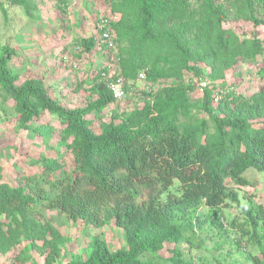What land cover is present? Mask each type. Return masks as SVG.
I'll list each match as a JSON object with an SVG mask.
<instances>
[{
  "label": "trees",
  "instance_id": "1",
  "mask_svg": "<svg viewBox=\"0 0 264 264\" xmlns=\"http://www.w3.org/2000/svg\"><path fill=\"white\" fill-rule=\"evenodd\" d=\"M9 2L28 9V0ZM230 12L237 20L264 26V0H108L105 16H121L115 25L119 74L135 82L141 73L148 83L168 82L155 92H131L142 96V105L114 114L109 122L103 115L110 105L131 98L116 103L107 87L100 89L105 65L92 79L97 99L67 109L51 98L43 80L18 84L20 75L9 67L15 52L0 48V91L14 101L21 128L50 139L53 126L31 123L45 112L56 117L59 144L71 153L73 164L67 171L55 156L44 157L42 174L29 177L27 184L0 183V256L25 243L23 252L37 251L44 264L58 263L65 240L38 220L39 208H45L95 227L114 223L125 234L126 248L112 250L96 238L86 258L72 264H154L152 257L167 244L174 249L165 262L188 264L178 247L195 242L203 204L219 230H224L226 210L243 214L253 230L242 229L244 236L264 253L263 209L252 201L241 204L229 186L250 187L247 172L264 174V65L257 72L260 86L249 95L223 86L227 72L240 61L256 63L264 45L227 27ZM96 36L77 43L79 54L97 50L107 60ZM200 63L210 68L205 75ZM183 70L199 82H187ZM203 82L207 87H200ZM197 88L203 94L193 98ZM91 117L100 119L99 133ZM255 262L264 264L257 257Z\"/></svg>",
  "mask_w": 264,
  "mask_h": 264
},
{
  "label": "rangeland",
  "instance_id": "2",
  "mask_svg": "<svg viewBox=\"0 0 264 264\" xmlns=\"http://www.w3.org/2000/svg\"><path fill=\"white\" fill-rule=\"evenodd\" d=\"M36 1L44 8V13L40 17L44 22L41 25H44L40 26L37 23L36 28L37 31L41 30L45 38L37 37L31 40L29 31L24 32L22 14L15 16L9 12L4 16L3 11L0 10V48L8 46L15 52L14 57L9 61V67L13 73L20 75L18 84L29 78L41 79L51 98L62 106L67 109L83 107L89 100L97 99V95L93 92L97 82L92 79L98 75V69H102L105 58L97 50L79 54L81 50L78 49L77 43L96 35V21L106 14L108 0ZM226 26L232 28L242 39L258 37L264 45V26L255 27L250 22L237 20L232 12L228 14ZM65 54L77 60L80 69H65L60 60ZM164 56L167 60L171 58L169 53ZM262 65H264V53L258 57L256 63L240 61L227 72L223 86L234 87L237 92L245 96L249 95L260 86L257 72ZM197 66L205 70L204 75L210 69L203 63ZM183 74L187 82L191 80L199 82L194 73L183 70ZM203 78L210 83V86L213 85V81L206 79L205 76ZM172 81L174 78L171 79ZM167 83L160 82L157 85L163 86ZM202 94L203 91L197 88L192 97L198 98ZM135 96L136 94H130L131 99L127 102L110 105L103 115V121L109 122L114 114H122L140 107L143 103L142 96ZM91 118L94 131L99 133L100 119ZM46 123L54 128L50 139H44L40 134L36 135L31 127L22 129L14 101L0 91V183L18 186L22 181L27 184L29 177L42 174L40 160L44 157L55 156L65 170H73L71 153L59 144L61 126L56 117L45 112L31 124L32 127H37ZM36 161L40 164L35 165ZM246 177L252 183L250 187L237 189L233 188L232 184L229 186L238 192L241 204L249 205L252 201L263 209L264 215V174L253 170L247 172ZM147 193V191L143 192V199ZM198 213L202 215V220L195 228L193 235L195 242L183 241L178 247L183 253V260L188 264H256V257L264 260L263 251L252 244L253 242L249 243L248 237L242 232L243 229L251 234L252 225H245L247 218L243 214H237L236 209L230 208L223 213L224 230L216 227L214 223L216 217L205 204L199 208ZM235 219H237L236 226H232L231 222ZM38 220L42 224L52 225L65 240L61 245L62 256L57 264H72L76 260L85 259L92 250V242L96 238L105 241L112 250L127 246L124 232L114 223L105 227H95L83 221L75 222L66 214L45 208H39ZM9 222L14 224L12 221ZM25 246V243H22L21 247L15 248L8 255L0 256V264H44V258L37 251L23 252ZM173 249L174 246L167 244L157 257H152L153 263L170 264L165 260L173 256Z\"/></svg>",
  "mask_w": 264,
  "mask_h": 264
},
{
  "label": "built area",
  "instance_id": "3",
  "mask_svg": "<svg viewBox=\"0 0 264 264\" xmlns=\"http://www.w3.org/2000/svg\"><path fill=\"white\" fill-rule=\"evenodd\" d=\"M119 14H113L109 16H100L96 22V37L98 42L103 44L104 54L106 56V71L100 74L99 82L104 87H107L112 93L115 102L120 103L124 101L131 92L140 91L146 89L150 92H155L158 89V85L148 83L145 79L144 73L139 75L138 82L125 80L118 71L119 63L121 61L120 48L117 42V33L115 30L116 23L120 20ZM61 61L70 70L80 69L79 62L71 58L68 54L61 57ZM208 82L200 84L201 88L207 87Z\"/></svg>",
  "mask_w": 264,
  "mask_h": 264
},
{
  "label": "crops",
  "instance_id": "4",
  "mask_svg": "<svg viewBox=\"0 0 264 264\" xmlns=\"http://www.w3.org/2000/svg\"><path fill=\"white\" fill-rule=\"evenodd\" d=\"M28 1H29L28 9L25 10L24 8H22L20 6L13 5L11 2H9V0H0V10L3 11L4 16H6L7 13H9V12H11L10 14H13L15 16L22 14L23 19H24V26H23L24 32L26 33L27 31H29V33H30L29 37L31 38V40H35L37 37L38 38L42 37V39H43V38H45V36H42L41 30L37 31L36 24L38 23V24H40V26L44 25V24L41 25L44 22H42V20L40 18L41 15H43V13H44L43 12L44 8H42L36 0H28ZM7 9H9L8 12L6 11ZM43 30L45 31V29H43ZM43 33L45 34V32H43ZM104 61L106 62L105 59H104ZM105 62H104V64H105ZM61 64H63L62 61H61ZM63 66L65 67V69L70 70L66 65L63 64Z\"/></svg>",
  "mask_w": 264,
  "mask_h": 264
},
{
  "label": "water",
  "instance_id": "5",
  "mask_svg": "<svg viewBox=\"0 0 264 264\" xmlns=\"http://www.w3.org/2000/svg\"><path fill=\"white\" fill-rule=\"evenodd\" d=\"M104 86H101V88L100 89H102Z\"/></svg>",
  "mask_w": 264,
  "mask_h": 264
},
{
  "label": "bare ground",
  "instance_id": "6",
  "mask_svg": "<svg viewBox=\"0 0 264 264\" xmlns=\"http://www.w3.org/2000/svg\"><path fill=\"white\" fill-rule=\"evenodd\" d=\"M100 18V17H99Z\"/></svg>",
  "mask_w": 264,
  "mask_h": 264
}]
</instances>
